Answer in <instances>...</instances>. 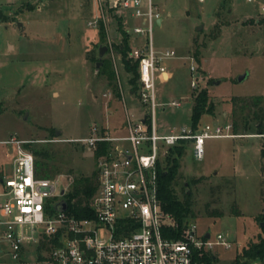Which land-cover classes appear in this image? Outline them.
Here are the masks:
<instances>
[{"label": "rangeland", "instance_id": "374dc122", "mask_svg": "<svg viewBox=\"0 0 264 264\" xmlns=\"http://www.w3.org/2000/svg\"><path fill=\"white\" fill-rule=\"evenodd\" d=\"M101 2L105 15L102 19L97 12L92 18L97 20L96 27L86 23L96 0H54L51 13H44L46 23L26 24L25 30L14 22L0 24V92L5 99L0 101V140L15 136L25 140L28 149L29 144L40 143L54 147L56 155L49 163L56 171L49 178L62 179L65 192L72 183L70 178L73 181L75 176L97 170L95 149L82 141L89 136L90 127L96 124L103 132L107 129L110 135L122 136L126 112L132 118L141 112L138 88L131 96L126 93L131 88L128 73L114 47L122 37L120 29L129 28L131 34L132 26L124 23L123 16L118 18L115 10L119 7L110 8L108 0ZM153 4L161 23L154 21L151 45L157 53L175 51L174 56L161 61L170 71L169 80H156L161 105L156 106L154 119L159 134L190 125L193 92L205 87L216 111L205 113L199 125L232 122L233 97L264 96V0H153ZM100 20L106 33L102 40ZM9 43L16 46L12 52ZM39 44L47 46L52 55L18 60L23 46ZM103 45L107 52L102 57L114 70L111 80L99 72L102 63L96 65ZM192 64L197 70L190 69ZM40 65L44 69L49 65V71L40 70L34 76L31 70L26 71ZM194 77L198 78L195 88L190 85ZM172 100L180 105H171ZM256 135L206 139L204 160L193 156L192 143L187 142L178 158L175 192L182 199L184 192L193 194V211L185 219L194 220L201 231L210 230L213 235L226 232L233 240L230 248L215 247L218 258L214 264H233L236 253L257 241L262 232L264 223L257 219L264 210L262 137ZM14 149L0 145V173L5 178L11 173L8 162ZM160 160V166L165 167V156ZM218 169L224 174L213 172ZM233 206L240 214H234ZM206 207L224 214L211 216Z\"/></svg>", "mask_w": 264, "mask_h": 264}, {"label": "built area", "instance_id": "2783aa9c", "mask_svg": "<svg viewBox=\"0 0 264 264\" xmlns=\"http://www.w3.org/2000/svg\"><path fill=\"white\" fill-rule=\"evenodd\" d=\"M31 1L40 6L49 0ZM108 5L129 10L138 20L132 32L146 40L130 52L139 62L140 115H127V132L122 136L93 124L89 136L82 139L94 149L107 143L96 159L98 185L90 198L92 216H74L67 208L55 210L67 188L62 179L35 175L34 155L24 146L25 140L15 136L0 140V145L15 148L10 175H0V264H205V252L233 245L228 233L201 231L189 219L179 226L161 208L157 166L182 139L192 143L196 159L204 160L206 139L241 134L234 133L230 121L205 123L197 129L181 126L159 134L154 119V110L161 105L156 80H169L170 71L161 61L175 55L173 49L157 53L151 45L152 26L160 13L154 11L153 0H108ZM190 69L197 67L192 64ZM197 80L194 77L190 85L195 88ZM170 104L180 105L176 100Z\"/></svg>", "mask_w": 264, "mask_h": 264}, {"label": "trees", "instance_id": "16d2710c", "mask_svg": "<svg viewBox=\"0 0 264 264\" xmlns=\"http://www.w3.org/2000/svg\"><path fill=\"white\" fill-rule=\"evenodd\" d=\"M0 19H7L0 11ZM121 28V27H120ZM119 28V29H120ZM100 39L106 38V33L103 30V23L100 20L98 26ZM122 37L119 42L114 45L116 53L119 55L121 63L124 65L125 71L128 73V82L131 85L130 91L135 93L139 88L140 79L138 66L139 62L130 57V52L133 49L130 46V35L125 29H120ZM107 52V50H106ZM102 66L99 72L106 74L108 80L114 77V70L111 63L105 57L99 58ZM193 106L190 108V125L195 129L200 127L199 122L205 113H215L216 103L212 100L211 94L207 87L200 91H194ZM264 96L255 95L252 98L236 96L232 98V125H234V133L247 135L259 134L262 136L263 144L261 148L262 166L261 170L264 174ZM189 140H180L179 145L171 146L168 153L165 155L167 161L165 167H161L160 163L157 166L158 176V199L161 208L174 218L179 226L185 218L190 216L193 209L192 192H184V198H179L175 192L174 183L177 178V169L179 164V156H181L184 148ZM28 146V145H27ZM30 150L34 155L35 175L37 177H51L55 171L50 160L56 155L55 148L48 143L29 144ZM107 147V143H101L94 150V157L102 155ZM195 179V178H194ZM197 181V179H195ZM98 185L97 170H93L90 175H78L73 178L69 190L63 194V198L67 202L66 211L72 215L79 217L92 216L93 211L90 208V198ZM263 202H264V187H262ZM207 208V212L211 216L222 217L224 212L220 209ZM234 214H240V209L233 206ZM257 219L262 224L264 223V210L257 215ZM258 240L250 242L244 246L242 250L236 253L233 264H253L257 260L264 262V224L262 232L258 235ZM205 264H214L217 256L213 252L204 253Z\"/></svg>", "mask_w": 264, "mask_h": 264}, {"label": "crops", "instance_id": "0c3cea01", "mask_svg": "<svg viewBox=\"0 0 264 264\" xmlns=\"http://www.w3.org/2000/svg\"><path fill=\"white\" fill-rule=\"evenodd\" d=\"M53 1L54 0L46 1V2H48L49 5L46 8L42 9L41 6L35 5L31 0H0V11H1L3 16L7 17V19H4V20L0 19V24L3 21L14 22L15 24H17V27L20 30L21 29L25 30L26 24L28 25V24L37 23V22L38 23H46L47 16H45L44 13H46V14H48V13L50 14L51 13L50 12V11H52L51 4H52ZM99 9H100L99 0H96V3L94 4V9H90L89 12H88V14L91 15L89 17L90 19L88 18V20L86 22L88 26L96 27V26L89 25L88 22L93 20L92 18H94V16L97 14V12L99 13V16H101V11ZM103 10H104V8H102V11ZM115 11L117 13L119 12L118 13L119 17L118 18H122L121 16H123L122 20L124 21V23H127L130 26H132V27L137 23L136 22L137 18L133 17L129 10L120 8V9L115 10ZM102 14H103V12H102ZM120 14H122V15H120ZM157 23L158 24L161 23L160 17L157 19ZM125 30L130 35V43H131L130 46H132V48H134L136 45H142V44H144L146 42L143 38H140L139 35L134 34L132 32V30H131L132 33L130 34L129 28H126ZM53 37H55V35H53ZM38 43H41V40L38 41ZM15 49H16V46L13 43H9L8 44V50H10L9 52L14 51ZM22 49H23L22 53H21V55H19L20 57L18 58V60L19 59H30V60L33 59L34 60V59H38V57H40V58H42V57L48 58L49 55H52V53H50L49 50L47 49V46L46 47L43 46V48H41L40 44H39V46L37 45L36 47H32V48H31V46L29 47L28 45L26 47L23 46ZM98 53H99V51H98ZM35 68L36 67H31V68L27 69L26 71H30L31 70V73L34 76L35 73L40 71V70L43 73H44V70L49 71L50 66L47 65V68H45V69L43 68V65H40L39 67H37L36 70H35ZM126 93L129 96H131V94H132L130 89H126ZM54 94H57V92L55 91ZM4 100L5 99H4V96H3V92H0V101L4 103ZM228 114H229V111H226L225 115L228 116ZM127 115H128V112H126V117H127ZM102 126H105V125H102ZM99 127H101V126H99ZM124 128H126V123H125V127ZM105 130H107V129H105ZM126 132H127V128H126L125 133ZM248 135H251V134H247V135H243V136H248ZM256 136L257 137H262L259 134H257ZM261 140H262V138H261ZM261 143L263 144V140H262ZM206 144H207V142H206ZM206 144H205V147H206ZM261 148H262V145H261ZM13 153H14V151H13ZM205 155H206V153H205ZM12 156H11V158H9V162L8 163H10V164H11ZM260 157H261V154H260ZM11 166H12V164H11ZM261 166H262V157H261V163H260V173H262ZM213 172H215V173L216 172H220V173L224 174V172L222 170H220V169L215 170ZM0 175H5V174H3V172H1ZM262 176L264 178V174L263 173H262Z\"/></svg>", "mask_w": 264, "mask_h": 264}, {"label": "water", "instance_id": "95a60500", "mask_svg": "<svg viewBox=\"0 0 264 264\" xmlns=\"http://www.w3.org/2000/svg\"><path fill=\"white\" fill-rule=\"evenodd\" d=\"M106 46L103 45V46H100L99 48V53H98V56L99 58H101L104 54V52L106 51ZM96 65L99 66L100 65V61H97L96 62ZM245 77V74H242L241 75V79H243ZM218 83V82H216ZM60 193L62 194L63 193V189L61 188L60 190ZM55 210L59 211V210H65L67 208V202L65 201V199L62 197L58 202L57 204L55 205Z\"/></svg>", "mask_w": 264, "mask_h": 264}]
</instances>
